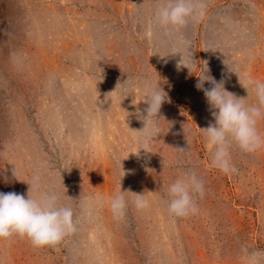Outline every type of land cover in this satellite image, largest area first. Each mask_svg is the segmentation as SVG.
<instances>
[{
    "label": "rangeland",
    "instance_id": "374dc122",
    "mask_svg": "<svg viewBox=\"0 0 264 264\" xmlns=\"http://www.w3.org/2000/svg\"><path fill=\"white\" fill-rule=\"evenodd\" d=\"M205 3L177 30L155 22L160 0H0V192L27 197L38 175L76 223L55 247L0 239V264H264V149L233 146L236 171L212 167L201 129L214 119L196 87L206 67L240 97L249 77L264 81V0ZM147 85L169 98L151 152L137 141ZM190 171L206 195L199 214L175 218L166 189Z\"/></svg>",
    "mask_w": 264,
    "mask_h": 264
},
{
    "label": "clouds",
    "instance_id": "9594fccd",
    "mask_svg": "<svg viewBox=\"0 0 264 264\" xmlns=\"http://www.w3.org/2000/svg\"><path fill=\"white\" fill-rule=\"evenodd\" d=\"M205 9V0H160L154 20L160 26H171L179 30L189 22H199ZM179 54H182V59L177 68L183 65L190 69L184 63V54ZM207 73L206 67L205 75L199 76L196 87L204 92L214 122L210 121L206 128L200 129L211 151L212 167L224 174H231L236 171L231 158L233 146L245 153L264 149V134L258 128L259 122L264 120V81L249 77L245 83H241L248 93L245 98L228 91L224 79L217 81ZM206 81L210 82L211 87L205 88ZM125 92V98L134 95V89H125ZM144 93L143 101L147 106L143 109V114L137 109V118L143 122L142 129L137 130L140 133L137 141L141 145L140 149L151 152L144 145L159 135L158 122L162 117L159 114L163 103L169 98L161 86L147 85ZM251 93L255 94V104L249 103ZM179 150L185 151L184 148ZM136 154L139 155V152ZM12 173L18 179L16 168ZM29 185L27 197L15 191L0 192V239L27 237L34 247H55L76 231L74 210L71 206L62 204L56 192L41 191L38 175L33 177ZM34 190L38 193L36 196L32 194ZM125 192L118 191L111 198V210L116 218L125 215L128 206ZM166 194L169 215L186 218L199 214V201L206 195V185L195 171H190L168 185ZM134 204L137 209H145L150 206V201L144 194H137Z\"/></svg>",
    "mask_w": 264,
    "mask_h": 264
}]
</instances>
